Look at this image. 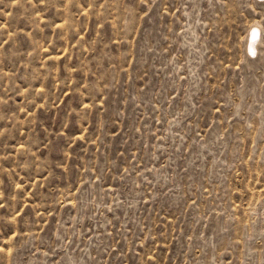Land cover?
<instances>
[{"label": "rangeland", "instance_id": "374dc122", "mask_svg": "<svg viewBox=\"0 0 264 264\" xmlns=\"http://www.w3.org/2000/svg\"><path fill=\"white\" fill-rule=\"evenodd\" d=\"M0 264H264V0H0Z\"/></svg>", "mask_w": 264, "mask_h": 264}, {"label": "bare ground", "instance_id": "6f19581e", "mask_svg": "<svg viewBox=\"0 0 264 264\" xmlns=\"http://www.w3.org/2000/svg\"><path fill=\"white\" fill-rule=\"evenodd\" d=\"M261 31H262V28L260 25H253L250 28V31H249L248 37H247V42H246L247 49H248L247 53H248L249 57H251V56H253L259 52L258 48L262 42L261 41L262 40L261 39Z\"/></svg>", "mask_w": 264, "mask_h": 264}]
</instances>
